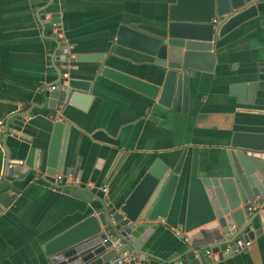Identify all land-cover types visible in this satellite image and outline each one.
Listing matches in <instances>:
<instances>
[{"label":"crops","instance_id":"crops-1","mask_svg":"<svg viewBox=\"0 0 264 264\" xmlns=\"http://www.w3.org/2000/svg\"><path fill=\"white\" fill-rule=\"evenodd\" d=\"M172 1L0 0V264H48L44 244L91 213L90 203L54 182L55 174L71 171L84 191L94 194L106 186L107 198L124 200L156 158L172 164L185 150L187 174L193 148H198L199 171L207 167L213 173L225 162L224 147L233 131L264 132V91L250 97L242 88L252 80L256 63L264 60V29L254 22L219 40L213 70L199 71L189 80L184 111L159 104L160 90L153 99L97 74L102 63L161 85L152 58L116 44L114 38L120 24L131 23L158 34ZM53 23L74 46L68 78L88 82L92 95L86 109L67 103L54 118L39 105L40 92L52 90V85L60 88L57 82L63 81ZM87 54H101L102 61L77 60ZM56 119L69 121L70 127L62 171L47 175ZM17 160L24 164L14 167L28 170L25 180L4 176L6 162ZM186 207L187 183L142 249L167 259L180 256L184 242L174 233ZM261 239H252L248 249L225 264H264Z\"/></svg>","mask_w":264,"mask_h":264},{"label":"water","instance_id":"water-1","mask_svg":"<svg viewBox=\"0 0 264 264\" xmlns=\"http://www.w3.org/2000/svg\"><path fill=\"white\" fill-rule=\"evenodd\" d=\"M246 22H254L264 29V0H173L168 6L166 23L158 34L142 31L131 23L120 24L114 38L116 44L152 58L161 85L102 63L97 74L153 99L160 90L159 104L184 111L189 80L199 71L213 70L219 40ZM61 57L65 63L66 55ZM77 60L101 62L102 56L87 54ZM71 61L62 74L65 71L69 74L74 65ZM62 74L63 81L57 82L60 88L40 92L39 105L45 107L47 113L51 112L53 118L67 103L84 110L92 99L88 82ZM242 88H246L250 97L257 90L264 91V60L256 63L252 80L245 82ZM69 127L70 122L65 119L52 123L47 175L62 171ZM184 154L185 150L172 164L159 158L149 162L124 200H110L101 189L92 194L81 187L66 188L65 193L90 203L91 213L44 244L48 264H113L119 251L124 250L131 254L129 264H182V258H186L188 264H225L233 254H222V250L231 246L236 238L261 237L264 244L261 213L264 207V132L233 131L224 147L225 162L215 167L213 173L207 167L199 171L198 148H193L186 174ZM27 171L13 167L5 169L4 176L25 180ZM184 182L187 183V207L174 235L184 242L185 249L174 259L142 249L166 217L172 199ZM119 242L123 244L117 251L114 246ZM214 253L218 259L212 256Z\"/></svg>","mask_w":264,"mask_h":264},{"label":"built area","instance_id":"built-area-1","mask_svg":"<svg viewBox=\"0 0 264 264\" xmlns=\"http://www.w3.org/2000/svg\"><path fill=\"white\" fill-rule=\"evenodd\" d=\"M213 22H216V20L213 19ZM52 33L55 36V38L57 39V41L60 43L61 54L66 55L67 59H66L65 63H63L62 67H63V69L67 70V68H69V66L67 64L69 63L70 58L73 57L72 50H73L74 46L72 44L66 43V41L64 40V34L62 32V29L60 28V26L57 23H53ZM67 75H68L67 71H65L62 74L63 77H67ZM56 87L57 86H52L51 89H54ZM1 131H2V125L0 122V132ZM11 134H13V132H11ZM23 164H24L23 160L7 161L5 169L13 168L15 165L21 166ZM54 182L55 183H61V185H62L61 188H76V187H80V183H81L80 180L78 178H76V176L71 171H68L66 173L55 174L54 175ZM55 186H57V185L55 184ZM58 187H60V186H58ZM100 189L104 193L107 192L106 186H102ZM8 193L12 194V190L10 188H8ZM261 213H262V216L264 218V207L261 209ZM122 244H123L122 242H119L118 244H116L114 246V248L117 251H119L122 247ZM251 245H252L251 239H245V238L240 236L234 240V242L231 246H228L225 249H223L222 254H224V253H226V254H228V253L237 254L239 252H242V251L248 249ZM208 255L210 256V253H208ZM212 256L215 259H218L216 253L212 254ZM130 260H131V254L128 250L119 251V253L117 254V257L113 260V264H129Z\"/></svg>","mask_w":264,"mask_h":264}]
</instances>
